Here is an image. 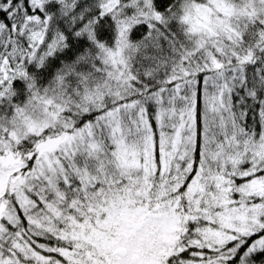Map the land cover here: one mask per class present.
Masks as SVG:
<instances>
[{
    "label": "snow or ice",
    "instance_id": "snow-or-ice-1",
    "mask_svg": "<svg viewBox=\"0 0 264 264\" xmlns=\"http://www.w3.org/2000/svg\"><path fill=\"white\" fill-rule=\"evenodd\" d=\"M0 264H264V0H0Z\"/></svg>",
    "mask_w": 264,
    "mask_h": 264
}]
</instances>
